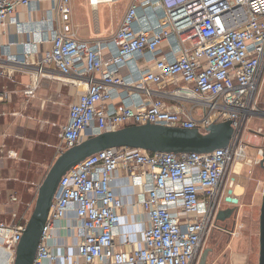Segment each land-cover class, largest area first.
<instances>
[{
	"label": "built area",
	"instance_id": "2783aa9c",
	"mask_svg": "<svg viewBox=\"0 0 264 264\" xmlns=\"http://www.w3.org/2000/svg\"><path fill=\"white\" fill-rule=\"evenodd\" d=\"M41 1L0 0V24L11 19L28 34L20 52L13 51L18 42L0 44V77L15 81V71L27 72L32 81L23 89L26 102L40 77L82 88L59 132L58 154L88 136L131 124L206 131L230 120L234 131L226 146L208 152L120 146L89 155L62 176L33 264L61 257L49 240L70 209L79 221L72 264H197L219 211L236 206L238 212L237 176L264 158V127L247 125L264 118V0H132L112 36L96 40L76 35L72 0H53L47 16L23 22L18 5L33 11ZM38 28L39 38H33ZM46 41L51 47L39 52ZM143 58L152 66H140ZM11 93L0 89V102ZM119 169L144 184L138 203L149 214L143 245L129 250L115 240L124 205L113 187ZM15 201L10 194L8 203ZM28 219L5 224L0 212L3 264H14Z\"/></svg>",
	"mask_w": 264,
	"mask_h": 264
},
{
	"label": "rangeland",
	"instance_id": "374dc122",
	"mask_svg": "<svg viewBox=\"0 0 264 264\" xmlns=\"http://www.w3.org/2000/svg\"><path fill=\"white\" fill-rule=\"evenodd\" d=\"M124 3H127V0L114 2L112 4L114 11L108 16L111 18L117 16L118 10ZM37 95L36 90L31 99ZM25 104H27L26 101ZM13 107L10 108V111H15L16 115L9 116L8 123L4 122L6 124L0 125V155H2L0 160V199L3 202L0 212L5 224L17 222L19 218L30 217L35 206L39 185L59 155L56 146L60 143L59 132L66 117L65 111L55 109L54 105H47L42 109L35 105L34 124H28L26 121V127H22L24 135L30 137V140H25L23 143L18 141L21 133L10 124L15 122L13 120L19 122L23 118L27 119V107L24 108L26 113L22 112L21 116L17 113L21 112L19 108H23V106L17 105L16 109ZM260 107L264 109V90L260 99ZM20 123V125L23 124V122ZM249 124L252 127H264V118H254L247 125ZM20 125L18 127L22 129ZM28 125L33 126L34 132L32 130L31 132L34 135L29 133ZM15 152H19L16 157L12 154ZM248 153L254 156L255 146H250ZM241 174V180L237 176V182L244 186V191L239 197L237 215L220 222L223 225H228L227 232L215 228L204 244L205 248L217 247L216 253L209 256L210 264H258L259 262V222L264 187V168L260 164L245 165ZM241 189L238 186V190ZM13 193L17 195V201L10 204L8 200L10 194Z\"/></svg>",
	"mask_w": 264,
	"mask_h": 264
},
{
	"label": "crops",
	"instance_id": "0c3cea01",
	"mask_svg": "<svg viewBox=\"0 0 264 264\" xmlns=\"http://www.w3.org/2000/svg\"><path fill=\"white\" fill-rule=\"evenodd\" d=\"M116 1L119 2L121 0H101V2L97 5H92L90 0H72V15L70 23L73 26L78 38L83 40H96L99 38L111 37L119 27L124 13L132 2V0H127V3L121 5L117 16L111 18L108 15L114 11L112 4ZM102 4L104 5L101 9ZM54 5L55 3L53 0H42L39 8L30 11L26 6L19 4L17 12L23 22H27L30 18L37 21L40 18L47 16L50 13V10H53ZM61 23L62 21L58 20L56 25L60 26ZM39 30L40 29L38 28L32 32L33 38H39ZM47 33V31L44 32L45 35H47ZM27 37L28 34L22 33L19 27L11 19H8L6 24H0V44L18 42L17 45H13L14 52L21 51L22 46L19 42ZM50 47L51 41L42 42L39 44V52L47 50ZM139 64L142 67L152 66V62L145 58L141 59ZM122 72L128 73L129 68H123ZM15 78V81H10L5 77H0V89L8 88L12 90L10 98L7 101L0 102V125L2 126L3 124L8 123L7 120L9 121L10 115H8V113L10 112V108L14 106L13 108L16 109L17 105H20V107L23 106V108L19 109L24 112V108L27 107V114L30 116L27 115V119L23 118L21 121L19 120V122L18 120H13V122H15L10 124L21 133V137H18V141L23 143L25 140H30V137H27L28 135H24V129L22 127H26V121L28 124H34L36 118L34 115L36 111L35 105H38L41 109L47 105H54L55 109L65 111L66 117L64 123H66L69 114V105L77 99L78 93L82 91L81 87L75 86L62 78L40 77L38 87L36 89L38 95L33 99H30L29 102L25 104L23 89L32 81V78L27 72L19 70L15 71ZM52 98L53 100L51 101ZM114 101L117 102L119 99L116 98ZM10 122L12 121L10 120ZM20 122H23V124L20 125ZM18 125H20L22 129H20ZM31 130L34 132L33 126H29V133L34 135ZM240 176H242V174L238 175L239 180H241ZM238 186L242 189L239 191L237 188V191L239 194H242L244 186L242 184H239ZM113 187L124 202L121 210L119 232L116 234L115 238L117 246L120 249L125 250L141 246L143 245L142 238L144 230L149 225V214L138 203L139 195L145 190L144 184L134 181L124 170L119 169L115 172ZM78 223L79 221L75 210L70 209L67 212L66 217L61 221V225H59L55 231L53 238L49 240L51 248L58 252L61 256L53 264H72L75 259V255L77 254L76 244L78 242L79 232L77 228ZM64 254H70L71 257L69 259H65L63 257Z\"/></svg>",
	"mask_w": 264,
	"mask_h": 264
},
{
	"label": "water",
	"instance_id": "95a60500",
	"mask_svg": "<svg viewBox=\"0 0 264 264\" xmlns=\"http://www.w3.org/2000/svg\"><path fill=\"white\" fill-rule=\"evenodd\" d=\"M234 128L230 120L211 124L206 131L198 128L165 126L150 122L131 124L117 130L88 136L57 156L38 188L35 206L19 239L14 264H33L42 232L62 176L89 155L108 147H134L147 151L208 152L226 146ZM260 165L264 168V158ZM237 213V208L221 209L219 220ZM259 262L264 264V187L259 222ZM209 248H205L198 264H210Z\"/></svg>",
	"mask_w": 264,
	"mask_h": 264
},
{
	"label": "flooded vegetation",
	"instance_id": "af4514ba",
	"mask_svg": "<svg viewBox=\"0 0 264 264\" xmlns=\"http://www.w3.org/2000/svg\"><path fill=\"white\" fill-rule=\"evenodd\" d=\"M28 103V102H27ZM22 113V111L19 113H17V114H19L20 116L21 115H23V114H21ZM8 115H10V116H15L16 115V112L15 111H10L9 113H8ZM25 115V114H24ZM19 116V117H20ZM28 116H30V115H28ZM18 117V118H19ZM19 155V152H17V156ZM231 217H235V213H233L232 214V216ZM228 219V218H227ZM220 222H224V220H219L218 219V221H217V223H216V226H215V228L216 229H218L219 231H222V232H227V228H228V225H223L222 223H220ZM214 228V229H215ZM206 248H209L210 250H209V256L210 255H212V254H215L216 253V250H217V247H206ZM205 250V247L204 248H202V250L200 251V256H199V260H200V258H201V255H202V253H203V251ZM199 260H198V262H199ZM198 262H197V264H198Z\"/></svg>",
	"mask_w": 264,
	"mask_h": 264
},
{
	"label": "bare ground",
	"instance_id": "6f19581e",
	"mask_svg": "<svg viewBox=\"0 0 264 264\" xmlns=\"http://www.w3.org/2000/svg\"><path fill=\"white\" fill-rule=\"evenodd\" d=\"M105 1H108V0H105ZM3 257H4V252H0V264H3V261H2Z\"/></svg>",
	"mask_w": 264,
	"mask_h": 264
}]
</instances>
